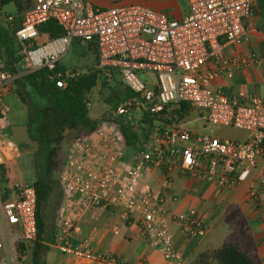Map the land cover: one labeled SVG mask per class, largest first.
Masks as SVG:
<instances>
[{
  "label": "built area",
  "instance_id": "obj_1",
  "mask_svg": "<svg viewBox=\"0 0 264 264\" xmlns=\"http://www.w3.org/2000/svg\"><path fill=\"white\" fill-rule=\"evenodd\" d=\"M255 10V0H188L186 16L176 18L138 4L101 8L87 0H33L23 12L14 38L24 70L10 72L0 57V168L18 152L7 131L5 95L20 75L55 69L74 39L93 46L97 66L118 73L131 92L107 114L104 122L112 127L76 136L67 150L59 172L62 194L54 237L60 252L88 263L149 264L97 253L89 236L74 246L85 212L103 208L121 221H132L159 248L164 264H187L175 247L171 224L189 238L205 237L208 225L194 208L179 212L167 207L168 200L178 199L168 191L173 173L200 175L227 188L244 181L264 154V94L239 90L226 95L212 87L222 74L231 77L264 63L259 52L223 54L245 36ZM1 14L12 25L16 17L2 9ZM49 20L62 28L61 35L39 30ZM55 75L63 87L65 78L75 74L64 70ZM183 103L209 127L239 128L250 135L237 141L196 132L183 120L190 112L182 118L177 113ZM121 124L137 135L135 146L125 143ZM126 149L131 150L127 160ZM149 170L161 172L158 189L143 179ZM262 184L264 168L260 184L250 182L247 192L264 219ZM6 192L0 189V264H21L20 253L37 238L36 190L33 183L14 182Z\"/></svg>",
  "mask_w": 264,
  "mask_h": 264
},
{
  "label": "crops",
  "instance_id": "obj_2",
  "mask_svg": "<svg viewBox=\"0 0 264 264\" xmlns=\"http://www.w3.org/2000/svg\"><path fill=\"white\" fill-rule=\"evenodd\" d=\"M184 1L183 12L177 16L171 14L172 16L176 18L186 16L188 0ZM256 34L247 35L242 42L228 45L224 48L223 54L237 56L253 52L264 54V33L256 30ZM112 73L117 75L116 72ZM212 87L220 88L226 95L239 90L264 94V63L243 68L234 72L231 77L222 74L212 82ZM185 118H188L185 120L187 127L197 122L199 124L200 129L189 127L190 129L196 132H209L215 137L244 141L250 135L247 130L239 128L209 127L204 118L198 116L196 112H190ZM222 131H226L230 137L217 135V132ZM263 168L264 154L257 158L244 181L227 188H218L214 182L200 175L191 177L181 175L177 171L173 173L168 191L178 199L175 202L168 200L167 207L179 212L194 208L208 225L205 237L189 238L180 232L175 223L171 224L170 230L175 247L185 257L187 264L201 251L218 248L227 242L239 243L254 264H264V219L261 217L259 207L247 194L250 182L260 184ZM161 177L159 170H149L145 172L143 179L158 189L162 182ZM261 186L264 204V184ZM55 233L52 241L45 242L41 264H97L60 252L54 243ZM86 236L92 238V246L97 253L113 254L128 263L144 261L149 264H164L159 248L149 239L142 237L132 221H121L115 213L112 214L103 208H91L85 212L81 219V230L73 237L74 246H78Z\"/></svg>",
  "mask_w": 264,
  "mask_h": 264
},
{
  "label": "trees",
  "instance_id": "obj_3",
  "mask_svg": "<svg viewBox=\"0 0 264 264\" xmlns=\"http://www.w3.org/2000/svg\"><path fill=\"white\" fill-rule=\"evenodd\" d=\"M12 2L15 5L16 15L12 25L3 20L1 9ZM33 0H1L0 1V48H3L6 57V67L12 73H21L25 67L20 46L14 38V30L20 25L23 12L29 8ZM257 16L256 30L264 33V0H255ZM41 32L51 37L63 33L62 28L54 21L49 20L38 26ZM65 68L56 66L53 70L40 69L32 73L22 74L15 80V94L26 107L25 128L29 139L35 141L39 153L46 158L45 167L36 175L33 185L37 195V238L33 251V262L38 264L41 252V240L44 233L42 209L50 192V170L57 143L62 139L65 130L93 128L88 124L90 104L88 93L97 85L98 74L94 70L85 73H76L73 77L65 78V86L56 84V73H63ZM121 96L112 102L111 109L131 94L130 90L119 93ZM115 93V96H119ZM190 107L183 103L178 110L179 117L188 114ZM121 133L128 146H135L137 135L128 125L121 124ZM2 167L0 168V171ZM5 195L7 194L6 191ZM189 264H254L246 250L237 242H227L218 248L205 249L198 253Z\"/></svg>",
  "mask_w": 264,
  "mask_h": 264
},
{
  "label": "rangeland",
  "instance_id": "obj_4",
  "mask_svg": "<svg viewBox=\"0 0 264 264\" xmlns=\"http://www.w3.org/2000/svg\"><path fill=\"white\" fill-rule=\"evenodd\" d=\"M94 6L101 8H108L117 5L126 4H141L151 7L155 10H162L169 14L179 15L185 9L184 0H87ZM2 12L4 14L16 15L15 5L10 2L3 6ZM257 16L252 14L247 21V29L245 36L238 42H242L248 35L256 34ZM260 44V41H258ZM0 57L6 61L3 48H0ZM58 66L65 68V70H74L77 73H85L89 70H94L98 74L97 85L88 93L90 109L89 117L91 122L88 124L94 129L103 127H112V123L104 122L107 119V114L111 110L112 102L117 100L127 90L125 83L122 82L121 76L116 73H107L105 70L99 68L96 62L95 48L88 45L86 42L73 40L67 52L60 58ZM141 77L143 75L139 73ZM16 85L14 84L5 95L4 104L7 106V131L11 135V140L17 144L18 152L13 160L7 162L0 171V189L6 191L8 187L14 182L33 183L36 180V175L45 167L46 158L44 154L39 153L38 146L35 141L29 139L26 132V107L22 105L21 101L15 94ZM115 93L119 96H115ZM96 117V118H94ZM181 116L180 118H182ZM188 118H183L187 120ZM192 129H200L198 122L188 126ZM228 128L226 126H220ZM90 131L85 129L65 130L62 139L56 145L55 155L53 157V164L50 170V184L51 192L43 206L42 218L44 221V233L39 241L42 245L41 252L38 259V264L42 263V252L46 246L45 242L52 241L54 233L57 228V212L61 206L62 187L59 181V172L63 166L66 158L67 150L69 149L73 139L78 135H84ZM226 131L217 132V135L228 136ZM131 150L126 149L125 160ZM207 223V222H206ZM92 239V238H91ZM35 242L20 253L21 264H35L33 262V251Z\"/></svg>",
  "mask_w": 264,
  "mask_h": 264
},
{
  "label": "water",
  "instance_id": "obj_5",
  "mask_svg": "<svg viewBox=\"0 0 264 264\" xmlns=\"http://www.w3.org/2000/svg\"><path fill=\"white\" fill-rule=\"evenodd\" d=\"M147 116H145V118H146Z\"/></svg>",
  "mask_w": 264,
  "mask_h": 264
}]
</instances>
